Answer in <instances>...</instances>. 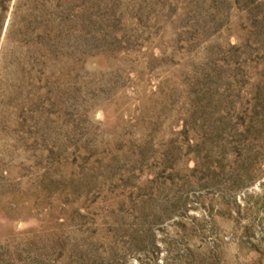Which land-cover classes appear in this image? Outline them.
<instances>
[{"label":"rangeland","instance_id":"374dc122","mask_svg":"<svg viewBox=\"0 0 264 264\" xmlns=\"http://www.w3.org/2000/svg\"><path fill=\"white\" fill-rule=\"evenodd\" d=\"M0 264H264V0H0Z\"/></svg>","mask_w":264,"mask_h":264}]
</instances>
